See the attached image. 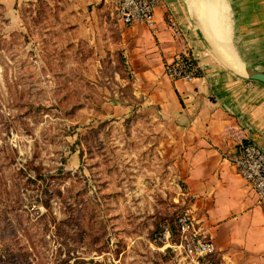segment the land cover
<instances>
[{
    "label": "rangeland",
    "instance_id": "obj_1",
    "mask_svg": "<svg viewBox=\"0 0 264 264\" xmlns=\"http://www.w3.org/2000/svg\"><path fill=\"white\" fill-rule=\"evenodd\" d=\"M200 1L210 20L218 6ZM68 4L0 0V264H188L151 238L190 197L153 123L122 109L132 78L112 6L88 41Z\"/></svg>",
    "mask_w": 264,
    "mask_h": 264
},
{
    "label": "crops",
    "instance_id": "obj_2",
    "mask_svg": "<svg viewBox=\"0 0 264 264\" xmlns=\"http://www.w3.org/2000/svg\"><path fill=\"white\" fill-rule=\"evenodd\" d=\"M195 1L161 0L154 10V28L119 23L117 45L130 68L133 100L122 109L144 114L163 138L162 151L175 160L190 197L189 211L215 243V259L264 264V195L258 197L231 162L245 138L264 150V84L245 73L246 67H264V53H255L250 45L246 55L235 44L250 42L264 52V23L257 20L264 9L256 8L249 16L233 14L222 0H212L220 10L213 7L210 13L219 10L220 20L228 15L215 28L235 45H229L232 67L210 28L206 7L200 0L197 7ZM238 1L237 8H245ZM254 2L264 6L262 0ZM68 5L71 23L88 41L95 38L97 27L109 23L107 0H69ZM170 21L177 23L180 34L172 31ZM181 51L195 55L201 77L171 81L165 75L164 63Z\"/></svg>",
    "mask_w": 264,
    "mask_h": 264
},
{
    "label": "built area",
    "instance_id": "obj_3",
    "mask_svg": "<svg viewBox=\"0 0 264 264\" xmlns=\"http://www.w3.org/2000/svg\"><path fill=\"white\" fill-rule=\"evenodd\" d=\"M112 6V13L122 25L134 23L145 24L154 28V10L161 0H107ZM169 27L178 35L180 27L175 21H170ZM164 73L171 80L192 81L202 76V68L197 58L188 51L175 53L171 59L164 63ZM234 135V130H229ZM236 172L245 179L255 190L258 197L264 195V150L248 138L241 141L232 156ZM179 227V240L170 243V232L163 233L164 245L177 252L189 264H223L214 257L215 243L199 226L189 209L177 219Z\"/></svg>",
    "mask_w": 264,
    "mask_h": 264
},
{
    "label": "bare ground",
    "instance_id": "obj_4",
    "mask_svg": "<svg viewBox=\"0 0 264 264\" xmlns=\"http://www.w3.org/2000/svg\"><path fill=\"white\" fill-rule=\"evenodd\" d=\"M211 4V3H210ZM215 4V3H214ZM214 4H212V5H214ZM215 6H217V3H216V5ZM209 9V8H208ZM217 10V9H216ZM217 14V11L216 12H214L213 13V11H212V13H210V15H209V19L211 20H208V22L210 23V28L211 29H213L215 32H216V34L219 36V38L218 39H220V40H218L217 38H216V40L219 42V48H221L220 49V51H222L223 53H225L226 54V62L230 65V66H232V67H234V58H233V54H232V52L229 50V46H228V44H227V42L225 41V39H224V36L223 35H220L216 30V28H215V26H214V23L216 24V19H215V17L216 18H220L219 17V14L218 15H216ZM202 16L201 17H203V14H201ZM206 15V14H205ZM200 17V16H199ZM205 17V16H204ZM214 17V18H213ZM203 20V19H202ZM205 20V19H204ZM215 20V21H214ZM220 20V19H219ZM205 21H203V23H204ZM218 23V22H217ZM205 24H206V22H205ZM216 26H218L217 24H216ZM208 27V26H207ZM205 29V28H204ZM208 31H210V30H208ZM211 33H213V31L212 32H210V34ZM214 34V33H213ZM213 34H211V35H213ZM215 35V34H214ZM207 36V35H206ZM216 36V35H215ZM210 40V39H209ZM214 40V39H213ZM211 43H212V41H211ZM217 43V42H216ZM217 46V45H216ZM214 48V47H213ZM214 50V49H213ZM219 50V49H218ZM223 59V58H222Z\"/></svg>",
    "mask_w": 264,
    "mask_h": 264
},
{
    "label": "trees",
    "instance_id": "obj_5",
    "mask_svg": "<svg viewBox=\"0 0 264 264\" xmlns=\"http://www.w3.org/2000/svg\"><path fill=\"white\" fill-rule=\"evenodd\" d=\"M179 215L176 216L175 220L172 221L171 224H164L162 226H160V228L156 231V233H154L152 235V239L155 241L156 240V244H158L159 246H163L164 245V239H163V233L168 230L170 232V238L169 241L170 243H177L179 240V227L177 225V219H178ZM166 250L170 249L168 247H165ZM171 250V249H170Z\"/></svg>",
    "mask_w": 264,
    "mask_h": 264
},
{
    "label": "water",
    "instance_id": "obj_6",
    "mask_svg": "<svg viewBox=\"0 0 264 264\" xmlns=\"http://www.w3.org/2000/svg\"><path fill=\"white\" fill-rule=\"evenodd\" d=\"M245 73L249 80L258 81L264 84V67H246Z\"/></svg>",
    "mask_w": 264,
    "mask_h": 264
}]
</instances>
